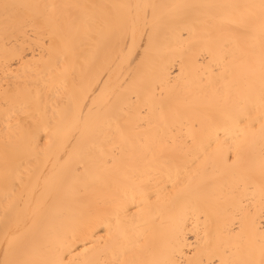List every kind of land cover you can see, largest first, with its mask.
<instances>
[{
  "label": "bare ground",
  "instance_id": "obj_1",
  "mask_svg": "<svg viewBox=\"0 0 264 264\" xmlns=\"http://www.w3.org/2000/svg\"><path fill=\"white\" fill-rule=\"evenodd\" d=\"M3 2L97 7L64 10L83 22L73 96L64 93L63 77H48L45 33L30 28L27 34L6 31L0 10V260L6 252L8 259L33 260L56 258L68 247L80 252L85 233L90 241L86 246H97L87 258L111 259V251L103 256L98 251L100 241L108 240L107 229L99 225L110 220L115 231L117 219L130 234L141 236L138 259L189 264L198 258L209 212H235L233 192L245 194L240 188L248 170L258 181L264 159L259 33L244 42L254 53L253 72L244 66L234 69L238 81L247 78L252 89L237 95L234 88L232 102L225 105L202 84L215 79L209 67L216 59L209 54L210 36L218 42L232 39L227 27L219 25L233 10L213 6L260 0ZM18 49L25 54L19 62ZM18 83L29 85L31 97L42 94L39 113L35 104L24 108L11 97L5 103V90ZM66 83L71 91V75ZM157 85L168 127L175 129L168 133L161 127L159 135L179 136L195 127L194 139L185 136L163 158L154 159L146 146L158 139L157 129L140 133L131 147L120 143L115 125L109 124L112 103L134 96L139 97L137 103L153 108L155 121L160 100L150 97ZM94 102L96 119L86 128L72 109L77 103L92 107ZM88 107L83 108L85 114ZM239 120L243 124L237 125ZM89 153L95 159H89ZM109 157L112 164L106 166L103 161Z\"/></svg>",
  "mask_w": 264,
  "mask_h": 264
},
{
  "label": "snow or ice",
  "instance_id": "obj_2",
  "mask_svg": "<svg viewBox=\"0 0 264 264\" xmlns=\"http://www.w3.org/2000/svg\"><path fill=\"white\" fill-rule=\"evenodd\" d=\"M95 8L96 5L79 4H51L35 5L26 3H0L2 10L5 30L11 28L13 31H20L27 34L29 28L35 31L44 32L43 45L46 48L44 56L47 58L45 63L49 65L48 77L54 80L55 77H63L65 94L75 95V76L77 72V41L79 40L83 22L79 15L65 12L66 9ZM213 7H224L233 10L226 20L221 21L219 27H227L232 39L223 42L215 41L209 38V54L216 57L210 64L211 73L215 79L209 78L202 81L205 88L209 89L214 97H220L227 105L233 100V89L236 94L250 92L252 83L247 79L238 81L234 69L244 66L253 72L252 57L253 51L245 46V41L253 34L259 33V81L261 98V119L264 120V0L259 4H231ZM44 8L45 13L29 12L28 10ZM244 10V11H241ZM258 10V11H256ZM25 54L23 50L16 51V60L23 61ZM83 72V68L80 69ZM73 77V89L70 91L67 87L66 78ZM241 85L238 87L237 85ZM47 87V84L45 85ZM159 89V91H158ZM28 84L18 83L14 87L10 86L5 90V103L11 97L19 100L24 108H30L36 105V112H40L39 105L43 102L42 94L38 93L35 97L30 95ZM59 95V89H57ZM91 99V94L88 96ZM151 100H160L158 105L159 114L156 120H153V108L147 102L141 105L137 103L139 97L134 96L123 100L118 98L112 103L110 112L109 127L115 125V131L121 144L131 147L135 146L137 136L140 133L148 134L152 129H157L158 139L154 143L146 146V151L151 152L154 159L163 158L171 146L183 141L186 136L188 139H194V125L189 126L188 131L182 135H159V129L165 128L168 133H174V128L168 127V114L163 105L162 89L159 85L151 89ZM110 100V98H109ZM107 102V101H106ZM121 104L124 107H121ZM88 107L85 103L81 106L79 103L72 109L73 116L83 122L85 127L91 126L95 119V102L92 107H88L87 114L83 108ZM47 112V107L43 109ZM25 115L30 113L26 112ZM210 118H214L210 114ZM19 124V121L17 122ZM243 124V120L237 121V125ZM264 127V125H262ZM243 132V129H238ZM142 140L143 137L141 136ZM111 142V140H110ZM102 151V149H101ZM89 159L95 157L89 153ZM104 165L110 166L112 158L103 161ZM79 168H87L81 164ZM79 168L77 170H79ZM239 187V186H238ZM258 188V200L256 199V189ZM243 195H237L234 191L232 200L234 201L236 211H228L226 215L213 214L209 212V224L206 226L204 247L200 251L198 258L189 261V264H264V159L261 160L259 168V178L248 170L245 182L240 188ZM250 193V195H248ZM99 227L107 229L108 240L100 241L99 253L106 255L111 251V259H89L90 251L97 250L93 245L92 249L87 247L90 241L87 234H84L82 251L77 252L75 248L68 247L56 258L33 260V259H8L0 260V264H177L175 259L164 260H142L136 258V251L141 247L139 234H130L128 229L121 227L119 219L116 221L115 231L111 221H102ZM95 235V233H93ZM227 237V239H225ZM110 244V248L104 245ZM130 245V246H125ZM118 250L130 258H121ZM75 253V255H73ZM72 257L69 259L68 257ZM83 257V258H82ZM207 257V259H205Z\"/></svg>",
  "mask_w": 264,
  "mask_h": 264
}]
</instances>
